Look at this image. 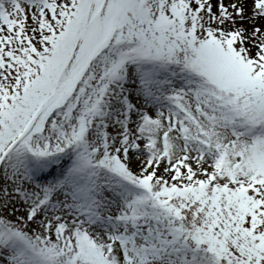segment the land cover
I'll return each mask as SVG.
<instances>
[{"label": "snow or ice", "instance_id": "1", "mask_svg": "<svg viewBox=\"0 0 264 264\" xmlns=\"http://www.w3.org/2000/svg\"><path fill=\"white\" fill-rule=\"evenodd\" d=\"M0 264H264V0H0Z\"/></svg>", "mask_w": 264, "mask_h": 264}]
</instances>
